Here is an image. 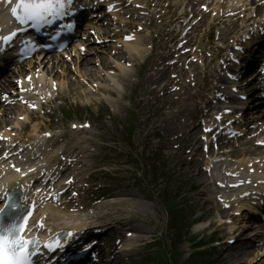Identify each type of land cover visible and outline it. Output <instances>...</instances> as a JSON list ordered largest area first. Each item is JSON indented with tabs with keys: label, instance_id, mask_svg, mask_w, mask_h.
<instances>
[{
	"label": "snow or ice",
	"instance_id": "snow-or-ice-1",
	"mask_svg": "<svg viewBox=\"0 0 264 264\" xmlns=\"http://www.w3.org/2000/svg\"><path fill=\"white\" fill-rule=\"evenodd\" d=\"M6 2L11 4L12 0H6ZM71 3L72 0H17L11 8V13L20 24L28 22L34 24L48 23L50 18L65 15L64 9L66 5ZM15 35L16 33L13 32L10 36L2 39L8 43ZM2 202L0 201V203ZM18 207L17 204L12 203L5 204L3 208H0V264H32L31 257L34 254L32 246L39 243L37 240H29L21 235L25 229L18 220H23L26 223L27 216L14 218L7 222L4 220V213L7 209H17ZM27 215L30 216L31 212ZM40 227H43V224Z\"/></svg>",
	"mask_w": 264,
	"mask_h": 264
},
{
	"label": "bare ground",
	"instance_id": "bare-ground-1",
	"mask_svg": "<svg viewBox=\"0 0 264 264\" xmlns=\"http://www.w3.org/2000/svg\"><path fill=\"white\" fill-rule=\"evenodd\" d=\"M78 60H80V57H76V59L72 60L73 61L72 64H74L75 68H77L78 70L81 69V68L82 69H87L88 63L90 62V60L89 59H85L82 62L77 63ZM63 66H59V67L63 68ZM64 68H65V66H64ZM208 214H212V212H208ZM236 224H237V222H236ZM256 227L260 228L261 226L259 224V225H256ZM253 237L260 238L259 236H257V234L253 235ZM242 243L246 246V247L244 246L245 250L248 251V255H250L252 253V251L250 249L251 243L249 241H242ZM236 251H238V252H236ZM236 251H234V253H233L235 255L231 256V257H237L238 260H242V259H244L247 256V254H245L243 251H240V250H236Z\"/></svg>",
	"mask_w": 264,
	"mask_h": 264
}]
</instances>
